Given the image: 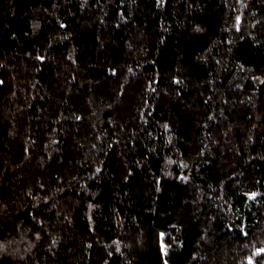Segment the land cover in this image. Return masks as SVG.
Wrapping results in <instances>:
<instances>
[{
    "label": "trees",
    "instance_id": "trees-1",
    "mask_svg": "<svg viewBox=\"0 0 264 264\" xmlns=\"http://www.w3.org/2000/svg\"><path fill=\"white\" fill-rule=\"evenodd\" d=\"M264 0H0V264H264Z\"/></svg>",
    "mask_w": 264,
    "mask_h": 264
},
{
    "label": "snow or ice",
    "instance_id": "snow-or-ice-1",
    "mask_svg": "<svg viewBox=\"0 0 264 264\" xmlns=\"http://www.w3.org/2000/svg\"><path fill=\"white\" fill-rule=\"evenodd\" d=\"M260 251L264 252V249H261Z\"/></svg>",
    "mask_w": 264,
    "mask_h": 264
}]
</instances>
